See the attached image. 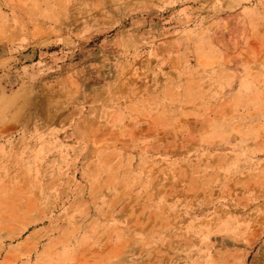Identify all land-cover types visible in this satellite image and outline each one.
Listing matches in <instances>:
<instances>
[{
	"label": "rangeland",
	"instance_id": "1",
	"mask_svg": "<svg viewBox=\"0 0 264 264\" xmlns=\"http://www.w3.org/2000/svg\"><path fill=\"white\" fill-rule=\"evenodd\" d=\"M0 0V264H264V0Z\"/></svg>",
	"mask_w": 264,
	"mask_h": 264
},
{
	"label": "clouds",
	"instance_id": "2",
	"mask_svg": "<svg viewBox=\"0 0 264 264\" xmlns=\"http://www.w3.org/2000/svg\"><path fill=\"white\" fill-rule=\"evenodd\" d=\"M59 7L58 4L52 2V0H45L43 3H37L30 9V15L33 19H39L42 16L44 10L49 13H54ZM13 101L4 96H0V125L10 122L12 119H16V113H11L13 107Z\"/></svg>",
	"mask_w": 264,
	"mask_h": 264
}]
</instances>
